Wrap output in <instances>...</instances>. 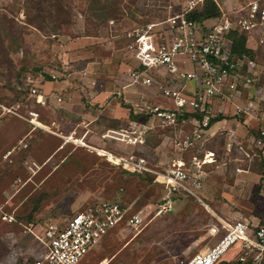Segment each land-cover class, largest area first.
Returning a JSON list of instances; mask_svg holds the SVG:
<instances>
[{"label": "rangeland", "instance_id": "374dc122", "mask_svg": "<svg viewBox=\"0 0 264 264\" xmlns=\"http://www.w3.org/2000/svg\"><path fill=\"white\" fill-rule=\"evenodd\" d=\"M97 1L115 2L123 13L111 15L112 24L107 18L97 19L92 14ZM169 1L0 0V22L5 17L11 23L0 27V264H32L45 249L32 230L40 235L48 224H63L75 212L101 201L132 203L130 213L140 212L143 222L138 229L124 221L117 224L81 264H186L216 242L223 230L216 236L209 230L220 222L224 210L251 215L258 202L264 203L256 181L258 175L264 176L259 150L233 145L227 152L220 133L187 150L175 145L174 132L168 128L155 126L143 134L145 142L132 145L120 134L132 130L138 134L151 125L141 120L129 123L133 120L129 108L141 96L161 102L155 87L118 94L131 65L125 32L176 11L179 1ZM239 1L222 0L221 5L234 8ZM260 48L256 57L264 71ZM51 74L57 77L52 79ZM28 75L42 80L29 83ZM34 85L49 97L45 106L29 95ZM243 94L235 100L247 92ZM57 96L61 101L55 100ZM223 107L227 109L223 130H234L241 143L243 125L228 117L230 103L225 101ZM33 109L43 126L33 128L23 118ZM201 147L217 155L212 165H200L203 201L174 196L168 202L163 185L148 184V176L122 170L101 151L135 152L154 168L165 169L176 159L202 156ZM223 151L225 156H220ZM220 157L229 163H221ZM237 168L251 171L248 182L236 184ZM238 250L232 246L222 256H231L229 261L217 264H237L231 261Z\"/></svg>", "mask_w": 264, "mask_h": 264}, {"label": "built area", "instance_id": "2783aa9c", "mask_svg": "<svg viewBox=\"0 0 264 264\" xmlns=\"http://www.w3.org/2000/svg\"><path fill=\"white\" fill-rule=\"evenodd\" d=\"M178 1L176 11H170L161 19L137 24L125 32L127 42L124 48L131 65L126 72L128 81L118 94L138 87H155L165 99L162 103H156L141 96L133 103L132 110L148 117L151 125L139 130L141 133L138 134L135 130L131 134H124L123 131L120 134L128 136L126 143L132 145L142 143L143 134L155 126L168 128L175 133L182 132V135L179 133L175 136V145L180 150H187L206 138L211 118L218 115V105L226 101L230 103L231 117L238 119L246 116L254 123V131L244 134L245 143H240L233 130L224 132V126L219 128L221 130L215 133L225 137L226 151L230 152L231 147L237 145L241 149L246 146L262 152L264 71L258 67L256 54L252 57L247 53L237 55L232 52L233 39L230 34L244 33L246 46L251 40L255 48H264V0H241L234 8L228 6L226 9L221 5L222 0H212L220 14L202 22L195 21L189 15L204 0ZM168 7H173L172 3H168ZM113 22L114 19L109 20L110 24ZM56 77L51 74L52 79ZM26 80L29 83L32 80L40 82L42 77L33 79L28 75ZM244 92L247 94L243 102H237L235 99ZM29 95L40 106L48 103L49 97L37 85L29 87ZM55 100L59 102L61 97L57 96ZM23 118L33 128L41 126L37 110H29L27 117ZM135 122L129 121L134 125ZM101 151L108 161L123 170L151 174L152 183L164 186L166 193L163 199L168 202L174 196H189L203 201L200 196V165L214 161L217 156L213 151H206L202 156L192 155L189 161L179 158L168 168L156 169L143 155L135 152ZM10 153L11 150L6 155ZM258 188L264 194V176ZM131 206L132 203L122 206L114 201H101L75 212L63 224H48L40 235L32 230L31 233L45 248L32 264H81L120 222L124 221L135 229L140 227L143 216L140 212L130 213ZM12 220L13 217L8 218V221ZM221 230L212 246L192 255L186 264H217L234 245L239 248L235 258L237 264H264V223L252 226L244 220H220L209 231L217 234Z\"/></svg>", "mask_w": 264, "mask_h": 264}, {"label": "crops", "instance_id": "0c3cea01", "mask_svg": "<svg viewBox=\"0 0 264 264\" xmlns=\"http://www.w3.org/2000/svg\"><path fill=\"white\" fill-rule=\"evenodd\" d=\"M251 44V45H250ZM247 47H249V48H251L252 50H254L255 52H256V50H261V48L260 47H256L255 48V44H254V42L253 41H248L247 42ZM191 85V84H190ZM129 91H131V93H133V92H137L138 91V89H136V90H129ZM125 94V93H124ZM164 99L165 98H163V97H161V102L160 103H162V102H164ZM166 101V100H165ZM238 102H243V100L242 99H240ZM219 103V102H218ZM217 103V104H218ZM225 104V103H224ZM218 107H219V111H218V115L220 114V115H222L223 116V118L222 119H219V120H217L213 125H211V127L207 130V133H206V138L205 139H209V138H211V136H215V135H217V133H215L219 128H221V127H223V125H224V120H226V118H227V109L226 108H224L223 107V103L222 104H219L218 105ZM228 111H229V109H228ZM229 114V113H228ZM228 117H231V114H229V116ZM234 118V120L235 121H238L237 123L238 124H240V123H242V125H243V128H244V133H243V136L241 137L243 140V142L245 143V138H244V134L245 133H247V132H252V131H254L253 130V121L250 119V118H247L246 116L245 117H238V119L236 118V117H233ZM227 122H225V124H226ZM31 125V124H30ZM40 125H42L43 126V124L42 123H40ZM222 125V126H221ZM228 127H231V126H228ZM233 129H235L234 127H232ZM230 130H232V129H230ZM170 131H172V130H170ZM234 131V130H233ZM173 132V131H172ZM225 132V131H224ZM235 132V131H234ZM236 132H238V131H236ZM174 136H176V134H175V132H174ZM221 137H222V141H223V137L224 136H222L221 135ZM214 140V139H213ZM224 140H225V138H224ZM222 141H220V142H222ZM205 144L203 143V146H204ZM206 146V145H205ZM222 146L224 147L225 146V142H223L222 143ZM233 147V146H232ZM202 149H201V152L202 153H205L206 151H213V152H215L214 150H212V149H203V147H201ZM195 149H197L198 150V147H196ZM216 154V153H215ZM222 154V155H221ZM220 154V156H225V153H224V151L222 152ZM202 155V154H201ZM191 158V157H190ZM190 158H183V159H186V161H189L190 160ZM221 158V163H229V161L228 160H224V162H223V159H224V157L222 158V157H220ZM260 160L262 161V162H264V149H263V151H262V153H261V155H260ZM230 159V158H229ZM216 160H217V157L215 158V160L213 161V162H216ZM207 163H209L208 165H212L211 163L212 162H207ZM207 163L205 164V165H207ZM237 169H239V170H237V172H235V182H236V184L237 185H239V184H241V183H244V182H248L249 181V179L251 178V176H249V173L251 172L250 170L248 171V170H246V169H241V168H237ZM243 174V175H242ZM263 176V175H262ZM261 174L260 175H258V177H257V183H258V186H259V181L261 180ZM258 190H259V188H258ZM226 190H224V188L222 189L221 188V192H223V193H227L228 194V192H225ZM263 195V197H264V194H262ZM208 200V199H207ZM194 202V201H193ZM260 205H258L257 206V209L255 210V211H253V210H251V212H250V214L251 215H247V213L245 214V213H243L242 214V212H240V211H229L228 209L227 210H224V211H226L225 212V215L223 216V215H221V216H218V217H220L221 219L220 220H225V221H234V220H245V221H247V222H249L252 226H256V225H258V224H262V223H264V203L263 202H258ZM204 204V203H203ZM208 204V203H207ZM206 205V204H205ZM210 206V205H209ZM220 211V210H219ZM223 213V212H222ZM248 216H250V217H248ZM220 223V222H219ZM218 223V224H219ZM218 224H216V225H218ZM214 225V224H213ZM209 233L211 234V235H214L213 233H211L210 231H209ZM215 236H216V233H215ZM219 237V236H218ZM101 242V241H100ZM99 242V243H100ZM229 252V251H228ZM91 253V252H90ZM89 253V254H90ZM231 257V256H230ZM230 257L229 256H227V257H224V258H222V259H224V260H227V261H229V259H230ZM235 258H236V255H234L233 256V261H231V262H236L235 261ZM232 259V258H231Z\"/></svg>", "mask_w": 264, "mask_h": 264}, {"label": "trees", "instance_id": "16d2710c", "mask_svg": "<svg viewBox=\"0 0 264 264\" xmlns=\"http://www.w3.org/2000/svg\"><path fill=\"white\" fill-rule=\"evenodd\" d=\"M124 8H122V10H120L119 6L116 5L115 2H107L105 4H99V1L95 2L93 4L92 7V14L97 18V19H106V21L109 20V17H111V15L113 14H117L120 11L122 12ZM42 10L41 8L39 9V11ZM123 13V12H122ZM220 14L219 8L218 6L212 1V0H204L203 2H201L191 13H190V17L192 19H194L195 21L198 22H202L206 19L209 18H215ZM40 15L37 14L36 19L39 18ZM35 19V20H36ZM2 23L0 22V27L2 28L4 26V24L9 25L10 26V21L7 18H3L1 19ZM30 23V22H29ZM31 24V23H30ZM230 36L233 39V48H232V52L234 54L237 55H242L243 53H247L250 56L254 57L256 52L254 50H252L251 48L246 46V35L244 33H236V32H232L230 34ZM50 77V76H49ZM129 107V106H128ZM129 117L131 119H133L136 122H139L138 120H141L143 122L147 121L146 116H142L139 114H136L133 112L132 108H129ZM223 116L222 115H217L214 116L213 118H211L209 125H213L217 120L222 119ZM146 136L144 137V142H145ZM123 170V169H122ZM126 171V170H124ZM129 172V171H127ZM130 173H134L137 175H146L148 176V184L152 181V175L149 174L148 172L145 173H137V172H130ZM137 202V201H136ZM135 202V203H136Z\"/></svg>", "mask_w": 264, "mask_h": 264}]
</instances>
